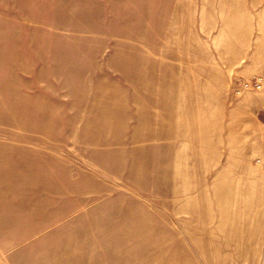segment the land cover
Here are the masks:
<instances>
[{
    "label": "rangeland",
    "instance_id": "obj_1",
    "mask_svg": "<svg viewBox=\"0 0 264 264\" xmlns=\"http://www.w3.org/2000/svg\"><path fill=\"white\" fill-rule=\"evenodd\" d=\"M0 264H264V0H0Z\"/></svg>",
    "mask_w": 264,
    "mask_h": 264
},
{
    "label": "built area",
    "instance_id": "obj_2",
    "mask_svg": "<svg viewBox=\"0 0 264 264\" xmlns=\"http://www.w3.org/2000/svg\"><path fill=\"white\" fill-rule=\"evenodd\" d=\"M256 84V83H255ZM258 86V84H256Z\"/></svg>",
    "mask_w": 264,
    "mask_h": 264
}]
</instances>
